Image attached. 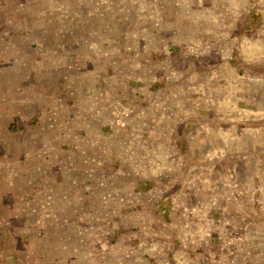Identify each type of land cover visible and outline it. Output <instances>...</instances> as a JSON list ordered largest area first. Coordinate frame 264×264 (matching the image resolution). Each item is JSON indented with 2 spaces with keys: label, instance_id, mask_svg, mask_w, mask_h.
Here are the masks:
<instances>
[{
  "label": "rangeland",
  "instance_id": "1",
  "mask_svg": "<svg viewBox=\"0 0 264 264\" xmlns=\"http://www.w3.org/2000/svg\"><path fill=\"white\" fill-rule=\"evenodd\" d=\"M0 264H264V0H0Z\"/></svg>",
  "mask_w": 264,
  "mask_h": 264
}]
</instances>
